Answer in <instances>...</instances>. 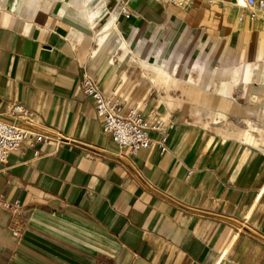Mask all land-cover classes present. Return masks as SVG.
Segmentation results:
<instances>
[{
    "label": "crops",
    "instance_id": "0c3cea01",
    "mask_svg": "<svg viewBox=\"0 0 264 264\" xmlns=\"http://www.w3.org/2000/svg\"><path fill=\"white\" fill-rule=\"evenodd\" d=\"M83 73L122 112L161 119L166 150L125 155ZM15 103L47 140L0 163L19 204L0 206V264H264V12L0 0V117Z\"/></svg>",
    "mask_w": 264,
    "mask_h": 264
},
{
    "label": "built area",
    "instance_id": "2783aa9c",
    "mask_svg": "<svg viewBox=\"0 0 264 264\" xmlns=\"http://www.w3.org/2000/svg\"><path fill=\"white\" fill-rule=\"evenodd\" d=\"M154 1L187 8L192 0ZM206 1L212 2V0ZM234 4L240 8L247 9L251 19L264 12V0H234ZM118 14L127 18L130 16L124 3L118 8ZM80 82L83 92L93 101L95 112L100 119L103 131L111 136L112 141L125 155H135L140 150L147 149L152 145H156L160 153L166 150L167 136L161 119L149 123L136 108H130L122 112L117 101L112 97L105 96L98 88L96 80L86 73L81 75ZM28 113V109L15 103L11 106L7 117H0V163L5 162L8 156L16 151L20 143L25 139L33 138L34 142L46 143L47 138L42 134L27 131L12 119L16 115L24 117ZM150 131H157L160 133V137L153 139L150 136ZM35 154L39 155L38 151ZM0 206L9 212H15L19 208L17 201L10 203L3 200L2 195H0ZM13 234L16 235V231Z\"/></svg>",
    "mask_w": 264,
    "mask_h": 264
}]
</instances>
